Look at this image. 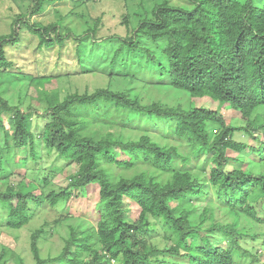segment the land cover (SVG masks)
<instances>
[{"label":"trees","instance_id":"16d2710c","mask_svg":"<svg viewBox=\"0 0 264 264\" xmlns=\"http://www.w3.org/2000/svg\"><path fill=\"white\" fill-rule=\"evenodd\" d=\"M54 1L31 0L29 16L43 13ZM95 1L111 2L110 14L116 12L124 28L110 39L122 43L112 69L124 48V67L129 68L127 55L140 66L135 73H111L103 78L105 86L82 90L73 82L75 75H66L70 90L62 94L63 76L42 71L47 64L40 59L58 45L63 50L78 42L82 70L76 75L86 77L84 83L87 77L96 80L99 73L84 67L80 50L83 38H104L102 16L87 21L85 36H77L66 24L71 15L31 25L19 14L12 17V32L0 35V186L5 187L0 210L7 216L5 226L19 231L46 208L63 206L65 212L70 200L96 187V207L86 216L95 225L79 220L62 250L46 258L40 245L52 230H36L30 237L34 264L241 263L250 254V241L261 240L264 246V233L255 231L256 224L264 226V211L257 208L264 205V0H189L190 6L163 0L137 14L135 25L128 0ZM146 41L162 48V54L152 52ZM29 50L35 57L31 65ZM63 61L60 52L57 66ZM153 86L189 102H161L149 92ZM11 89L18 92L14 105L5 97ZM226 105L239 120L227 117ZM132 115L169 124L177 143L161 144L151 135L127 138L117 130ZM39 143L77 168L66 187L54 183L60 169L29 174L41 167L28 165L30 159L39 160ZM23 150L27 154L16 159ZM15 176L21 178L12 180ZM193 213L198 217L193 219ZM160 230L164 246L155 239ZM1 247L0 264H26ZM251 257L264 264L258 252Z\"/></svg>","mask_w":264,"mask_h":264},{"label":"rangeland","instance_id":"374dc122","mask_svg":"<svg viewBox=\"0 0 264 264\" xmlns=\"http://www.w3.org/2000/svg\"><path fill=\"white\" fill-rule=\"evenodd\" d=\"M162 2L163 0H128L127 12L128 15H130V20L133 22L132 24H137V14L143 15L145 11L151 10L156 3ZM171 2L176 5L190 6L189 0H171ZM31 4V0H0V35L10 34L12 32V17L19 14L24 15L23 22L28 21L31 25L39 22H43L48 25L56 23V21L59 19V14L63 16L71 15L66 21V24L74 29L77 36H85L87 32V26H85L84 24L87 21L91 22V20H94V18L96 17H104L103 19L105 25L100 30V36L104 38L95 42L92 36H87L82 39L83 47L80 50L83 55L85 65L84 67L95 69L99 73V76L98 78H96V80H94V78L87 77L90 81L87 80L84 83L86 77L84 78L81 75H76L82 70L77 61L78 54L77 47H75V45L77 46L78 42H72L73 44L69 43L63 48V50L58 45L56 46L55 51L40 54L42 55L40 59H42L47 64V66L42 67V71H47L56 75L60 74L63 76L60 88L62 94H66L70 90V86L69 84H67L69 78L66 75H75L72 78L73 82H75L76 86L78 87L83 86V90L88 86H90L91 89L105 86L103 78L108 77L109 75H111V73H135V71L139 69L140 66L137 67L138 63L133 61L131 55H127L126 58V61L129 63V68L127 69V66L124 67V61L122 58L125 56V52H128L127 48H124V53H121L117 67L115 66V68L113 69L111 67L112 61L115 57V53L122 43L119 39H115V41H111L110 39H113L111 37L116 36L114 34H119L121 32V29L124 32V28L120 27L122 22L121 18L119 16H113L116 12L110 14L109 10L113 9L114 6L111 2H98L95 0H86L84 2L82 0H55L54 2H49V4H47L46 10L43 13L29 16L28 8L31 6ZM91 5L95 6L91 7ZM65 35H67V33H65ZM151 43L152 42L150 41H146L144 45L150 47L152 52L160 56V54H162L163 52V49L158 45L152 46ZM27 52L28 58L26 59L31 65V62H34L35 57L33 56L31 50ZM60 52L63 53L66 61L61 62L57 66L58 55ZM148 80L152 81L151 79ZM165 81L166 79L160 81L155 80V83L157 85H162L165 83ZM56 87H59V85L56 84ZM158 87L160 88V86H153L149 92H151V94L154 97L158 98L161 102L165 101L166 103L171 104V98L172 104L175 103L177 99L182 100V104L184 105H187V103L189 102V100L185 96L175 98V91L171 92L165 90L166 94L160 93ZM76 90V88H72V91ZM17 93L18 92L11 89L5 97L9 99L14 105L17 104L18 101ZM29 101L31 103H34L33 97ZM145 102L146 101H143V103ZM224 113L231 120H239V117H237V115L232 112V109L228 105L224 107ZM235 120L233 122H236ZM236 125L244 124L242 122H238V124ZM112 131H116V129ZM117 131L123 133L127 138H130L131 140H138L145 135H151V137H153L155 141H158L161 144L173 146L177 143L176 140H174V137L170 134L169 124L163 122L158 123V125L156 123L153 124L152 120L148 121L146 118H142L140 115H132L129 118L128 123H125V125L123 127L121 126ZM242 136L243 133L238 134V137L243 138ZM249 141L251 144H255L253 140ZM0 142L4 144V133L1 131ZM37 152L38 156L40 157L39 160L35 161L33 159H30L28 165L31 169H33L34 166L40 165L42 168L39 167L33 173L29 174L37 177L40 174L47 173V171L51 170L52 168L60 169L58 175L54 177V183L59 187H66L69 182L68 176H70L71 173L76 172L77 168L73 165L68 166L65 162L59 160L55 153H51L46 149L44 143H39V145L37 146ZM26 154L27 152L23 150L20 154H17L16 159H21ZM18 171L22 173V170ZM20 178L21 177L19 176H15L14 178H12V180H19ZM3 188L5 187L0 186V191L3 190ZM98 197V189L96 187H90L88 195L86 197L73 198L72 200H70L68 202L69 208L65 210V212H63V209L65 208H63V206H59L56 209L46 208L45 210L39 212L38 217L31 224L19 231H11L5 226L7 216L3 215V212H1L0 210V253L2 251L1 246H6L12 249L18 257L22 258L25 261L26 264H34L35 261L30 252V237L33 232L44 227L45 229H48V232H50V229L52 230V236H49L47 239L41 241V254L44 258L48 256H56L57 253L62 250L64 246V240L68 238L70 231L69 229L71 226H75V223H78L79 220L84 222L89 221L90 224L95 225L94 220L89 219V217L86 218V216L95 209ZM130 206L133 210L132 213H134L132 215L133 217H135L137 215L136 206L132 204ZM257 208L261 212V214H263L264 205L259 204L257 205ZM66 216H68L67 219H63V222H61L60 224H56V221L59 218ZM197 217L198 213L192 214L193 219ZM255 227L256 229H254L255 231L257 230L256 232L258 234L264 233V226L261 223L256 224ZM158 233V237L155 239L157 240V242L160 241V246H164L165 243H167L164 238L165 236L162 230H160ZM156 235L157 234H155L154 236ZM246 247L250 251V257L247 256L239 264H260L251 257V254H254L256 252H258L260 261L264 262V246L261 240H258L256 242L250 241ZM9 264L13 263L10 262Z\"/></svg>","mask_w":264,"mask_h":264},{"label":"clouds","instance_id":"9594fccd","mask_svg":"<svg viewBox=\"0 0 264 264\" xmlns=\"http://www.w3.org/2000/svg\"><path fill=\"white\" fill-rule=\"evenodd\" d=\"M250 257V256H249Z\"/></svg>","mask_w":264,"mask_h":264}]
</instances>
